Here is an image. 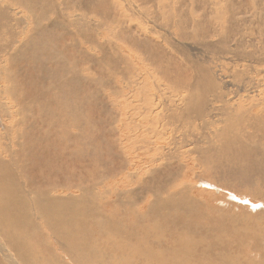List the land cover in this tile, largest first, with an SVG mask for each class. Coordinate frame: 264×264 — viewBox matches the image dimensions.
<instances>
[{"label": "rangeland", "instance_id": "obj_1", "mask_svg": "<svg viewBox=\"0 0 264 264\" xmlns=\"http://www.w3.org/2000/svg\"><path fill=\"white\" fill-rule=\"evenodd\" d=\"M60 1L0 0V244L20 241V264H264V108L243 146L166 118L189 67L234 103L264 89V0Z\"/></svg>", "mask_w": 264, "mask_h": 264}, {"label": "bare ground", "instance_id": "obj_2", "mask_svg": "<svg viewBox=\"0 0 264 264\" xmlns=\"http://www.w3.org/2000/svg\"><path fill=\"white\" fill-rule=\"evenodd\" d=\"M16 1V0H15ZM26 1V0H25ZM32 1V0H31ZM41 1V0H40ZM53 1V0H52ZM62 1V0H61ZM61 1H60V3H61ZM66 1V0H65ZM77 1V0H76ZM84 1V0H83ZM259 1V0H258ZM43 2V1H42ZM45 2V1H44ZM55 2V1H54ZM58 2V1H57ZM64 2V1H63ZM105 2H107V1H105ZM27 3V2H26ZM32 3V2H31ZM38 3H41V2H38ZM48 3H50V1L48 2ZM74 3V2H73ZM73 3H72V5H73ZM76 3V2H75ZM116 3V2H115ZM28 4H30V3H28ZM37 4V3H36ZM36 4H35V6H34V4H33V7H36ZM46 4V5H45ZM53 4V3H52ZM67 4V3H66ZM69 4V3H68ZM68 4H67V6H68ZM102 3H98V5H101ZM104 4V3H103ZM131 4V3H130ZM248 4V3H247ZM50 5H51V3H50ZM115 6H117L116 4H114ZM113 5V6H114ZM128 5V4H127ZM26 6V5H25ZM29 6H31V5H29ZM40 5H38V7H39ZM41 6H45V7H43V9L45 10V8H46V6H47V3H44V5H41ZM74 6V8H75V5H73ZM105 6V5H104ZM106 6H108V5H106ZM115 6H114V8H115ZM49 7V6H48ZM71 7V6H70ZM78 7V6H77ZM101 7V6H100ZM133 7V6H132ZM10 8V7H9ZM24 8V7H23ZM42 8V7H41ZM82 8V7H81ZM108 8V7H107ZM11 9V8H10ZM29 9V8H28ZM36 9H37V7H36ZM43 9L42 10H40L41 12L43 11ZM98 9V8H97ZM100 9V8H99ZM110 9V8H109ZM113 9V8H112ZM127 9V8H126ZM133 9V8H132ZM7 10V9H6ZM38 10V9H37ZM59 10V9H58ZM27 12H28V10H26ZM31 11V10H30ZM33 11V10H32ZM31 11V12H32ZM107 11V10H106ZM116 11V10H115ZM217 11V10H216ZM1 10H0V15H1ZM52 12H53V10H52ZM54 12H55V10H54ZM53 12V13H54ZM94 12V11H93ZM108 12V11H107ZM110 12V11H109ZM136 12V11H135ZM40 13V12H39ZM66 13V12H65ZM92 13V12H91ZM105 13V12H104ZM41 14V13H40ZM100 14V13H99ZM107 14V13H106ZM230 14V13H229ZM255 14V13H254ZM31 15H33V14H31ZM66 15V14H65ZM107 15H109V14H107ZM11 16V15H10ZM74 16H75V14H74ZM2 17H3V15H2ZM34 17H36V16H34ZM9 18V17H8ZM262 18V17H261ZM77 19V18H76ZM75 19V20H76ZM8 20V19H7ZM71 20V19H70ZM238 20V19H237ZM33 21H34V19H33ZM72 22V21H71ZM29 23V22H28ZM72 23H74V22H72ZM2 24H3V21H2ZM81 24V23H80ZM228 24H229V22H228ZM22 26V25H21ZM24 26V25H23ZM37 26V25H36ZM229 26V25H228ZM38 27H40V26H38ZM76 27V26H75ZM186 27V26H185ZM40 28H42V27H40ZM39 28V29H40ZM44 28V27H43ZM231 28V27H230ZM80 29V28H79ZM42 30H44V29H42ZM50 30V29H49ZM38 31V30H37ZM2 32V31H1ZM40 32H41V30H40ZM169 32V31H168ZM80 33V32H79ZM220 33V32H219ZM170 34V33H169ZM23 36V35H22ZM97 37H95V39H96ZM27 39H29V38H27ZM98 41H99V39H98ZM236 41V40H235ZM28 42H29V40H28ZM250 42H251V40H250ZM87 43V42H86ZM171 43V42H170ZM253 43V42H252ZM184 44V43H183ZM195 44V43H194ZM249 45V44H248ZM21 46V45H20ZM22 46H23V44H22ZM181 46V45H180ZM194 46V45H193ZM193 46H191V47H193ZM227 46V45H226ZM244 46V45H243ZM20 48V47H19ZM23 48V47H22ZM81 48V47H80ZM177 48V47H176ZM180 48L181 47H179V50H180ZM190 48V47H189ZM192 48H190V50H191ZM197 49V48H196ZM227 49V48H226ZM21 50V49H20ZM178 50V49H177ZM138 51V50H137ZM140 51V50H139ZM181 51V50H180ZM180 51H179V53H180ZM21 52V51H20ZM152 52V51H151ZM223 52V51H222ZM221 51H220V53H222ZM245 52H248V51H245ZM251 52V51H250ZM153 53V52H152ZM170 53V52H169ZM203 53V52H202ZM201 53V54H202ZM217 53V52H216ZM229 53V52H228ZM187 54V53H186ZM196 54H199V52L198 53H196ZM251 54V53H250ZM13 55V54H12ZM185 55V54H184ZM183 55V56H184ZM192 55H194L193 53H192ZM205 55V54H204ZM210 55H211V53H210ZM216 55L217 54H215V57H216ZM59 56V55H58ZM187 56V55H186ZM201 56V55H200ZM227 56V55H226ZM10 57V56H9ZM60 57V56H59ZM168 57H169V55H168ZM182 57V56H181ZM188 57V56H187ZM187 57H185V58H187ZM210 57V56H209ZM214 57V56H213ZM214 57V58H215ZM230 57V56H229ZM166 59H167V57H165ZM171 58V57H170ZM205 58V57H204ZM212 58V57H211ZM221 58V57H220ZM236 58V57H235ZM239 58V57H238ZM238 58H236L237 60H238ZM241 58V57H240ZM260 58V57H259ZM172 59V58H171ZM191 59V58H190ZM189 59V60H190ZM202 59V58H201ZM207 59V58H206ZM216 59V58H215ZM217 59H218V57H217ZM235 59V60H236ZM1 60H3V59H1ZM195 60V59H194ZM193 60V61H194ZM211 60V59H210ZM224 61H225V58L223 59ZM245 60V59H244ZM173 61V60H172ZM175 61V60H174ZM181 61V60H180ZM213 61V60H212ZM211 61V62H212ZM218 61V60H217ZM220 62H221V60H219ZM197 62V61H196ZM200 63H203L202 61H199ZM227 62V61H226ZM231 62V61H230ZM234 62V61H233ZM29 63H31V62H29ZM54 63V62H53ZM131 63V62H130ZM191 63V62H190ZM224 63V62H223ZM229 63V62H228ZM232 63V62H231ZM241 63H243V60H242V62ZM208 64V63H207ZM217 64V63H216ZM219 64V63H218ZM234 64V63H233ZM236 64H238L237 62H236ZM186 65V64H185ZM209 65H210V63H209ZM223 65V64H222ZM166 66V65H165ZM201 66H203V65H201ZM211 66V65H210ZM224 66V65H223ZM230 66V65H229ZM228 66V67H229ZM232 66V65H231ZM241 66V65H240ZM169 67V66H168ZM172 67V66H171ZM205 67H208L207 65L205 66ZM204 67V68H205ZM227 67V66H226ZM226 67H223V68H226ZM235 67V66H234ZM174 68V67H173ZM179 68V67H178ZM201 68H203V67H201ZM231 68V67H230ZM240 68V67H239ZM167 69V68H166ZM209 69H211V68H209ZM245 69H247L246 68V66H243L241 69H239V70H233V72H235V76L237 77V78H242V77H244V75H245ZM249 69V68H248ZM247 69V70H248ZM254 69V68H253ZM226 70V69H225ZM249 70H252L251 68L249 69ZM157 71V70H156ZM167 71V70H166ZM169 71H171V69L169 70ZM178 71V70H177ZM199 71H201V70H199ZM259 71V70H258ZM180 72V71H179ZM252 72H253V70H252ZM132 73V72H131ZM159 73V72H158ZM182 73H183V71H182ZM203 73V72H202ZM201 73V74H202ZM230 73H232V70L230 71ZM229 73V76L231 75ZM221 74V73H220ZM232 74V75H233ZM185 77H183L184 79H185V81H184V83L185 84H183V88L185 89V92L183 93V95H182V97H181V102H182V106H180L181 104H179V105H177V108H169L170 110L169 111H167V112H169V114H166V118L168 119L169 118V120H171V122H174V121H182V122H188V121H190V120H194V119H199V118H201V120H211V121H209L208 122V125L207 126H205V127H203L204 129L205 128H209L210 126H213V129H215L216 130V132H213V134H218V135H222V136H220V138H221V145L222 146H227V145H229L230 143H236V146H237V144L239 143L240 144V146H243L242 144H244V143H242L240 140H242L241 138H239L237 135H238V133H236V131H235V128L238 126V127H240L239 126V123L240 122H242V119L244 118V116H246V118L248 117V116H250L251 115V113H253V116L254 117H257V116H261V115H263V108H264V99L263 100H261L262 98V96H261V93L259 92V91H261V92H263L264 93V89H262V87H261V85L263 84L261 81H257L254 85H253V87H254V90H256L257 91V93H250V92H253L254 90H252V89H249L248 91H245L244 89V91L246 92V94H244V92H240V91H236V93H235V95H241L242 96V98L240 99L241 101H238V103H234V101H233V99H235V98H231L229 95H231L232 96V94H233V92H232V94H229L228 96L229 97H227V95H226V92H225V89H226V87L223 85V83H224V81H222V82H217V81H215L214 79H212L211 81H210V79H207L205 82L203 81V80H200L201 78H200V75L193 69V67H189L186 71H185ZM224 75V74H223ZM226 75V74H225ZM227 75H228V73H227ZM249 75V74H248ZM1 76V75H0ZM177 76H178V72H177ZM183 76V75H182ZM181 76V77H182ZM207 76V75H206ZM246 76V75H245ZM216 77V76H215ZM223 77V76H222ZM225 77V76H224ZM233 77V76H232ZM249 77V76H248ZM174 79H175V76H174ZM184 79H182V80H184ZM205 79V78H204ZM248 79V78H247ZM246 79V80H247ZM249 79H250V77H249ZM248 79V80H249ZM181 80V81H182ZM225 80H227L226 78H225ZM237 80V79H236ZM235 80V81H236ZM248 80H247V82H248ZM176 81H177V79H176ZM199 81H201V82H199ZM221 81V80H220ZM245 81V80H244ZM172 82H174V81H172ZM178 82H179V80H178ZM178 82H176V83H178ZM231 82V81H230ZM241 82H243L242 80L239 82V83H241ZM7 83V82H6ZM180 83V82H179ZM182 83V82H181ZM187 83V84H186ZM172 85V84H171ZM177 85V84H176ZM261 87V89H258V87ZM176 87V86H175ZM250 87V86H249ZM252 87V88H253ZM230 87H228V89H229ZM182 89V88H181ZM240 89V88H239ZM247 89V88H246ZM228 91H230V90H228ZM211 93H213V94H215L216 95V97H215V99L216 100H218V101H220V103L219 104H217V105H214L213 103L210 105V103H209V100L208 101H204L205 99H206V97L205 96H207V95H210ZM156 95V94H155ZM234 95V94H233ZM234 95V96H235ZM59 96V95H58ZM209 97V96H208ZM207 97V98H208ZM238 97V96H237ZM53 98V97H52ZM60 98V97H59ZM174 98V97H173ZM205 98V99H204ZM253 98H255V99H259V101H256V102H252V100H254ZM161 99V98H160ZM209 99V98H208ZM237 99V98H236ZM16 100V99H15ZM41 100V99H40ZM178 100V99H177ZM8 101V100H7ZM7 101H5V103L7 102ZM45 101V100H44ZM174 101V100H173ZM176 101V100H175ZM210 101H211V99H210ZM9 102V101H8ZM63 102V101H62ZM180 102V101H179ZM13 103V102H12ZM19 103V102H18ZM42 103V102H41ZM61 103V102H60ZM149 103V102H148ZM174 103V102H173ZM208 103V104H207ZM11 104V103H10ZM14 104V103H13ZM12 104V105H13ZM178 104V103H177ZM204 104H207V105H204ZM15 105V104H14ZM51 105V104H50ZM202 105H204L203 107H202ZM239 105H243V107L245 108V110H246V113H244V109H243V107H242V111H241V113H244V114H240V116H236V117H234L232 114H234V113H238L239 111H240V109H239ZM37 106H39L40 107V105H37ZM151 106V105H150ZM155 106V105H154ZM154 106H152L153 108H155ZM12 107H14V106H12ZM17 107V106H16ZM41 107H42V105H41ZM44 107V106H43ZM146 107V106H145ZM201 107H202V109H201ZM6 108V107H5ZM10 108V107H9ZM8 108V109H9ZM23 108H25V107H23ZM36 108V107H35ZM38 108V107H37ZM36 108V109H37ZM149 108V107H148ZM159 108V107H158ZM203 108L205 109V111H206V109H209V110H207V111H209V113L208 114H211V116H209V117H211V119H205V118H208L207 116L208 115H206L207 113L203 110ZM7 109V108H6ZM12 109V108H11ZM19 110H20V108H18ZM42 109V108H41ZM40 109V110H41ZM152 109V108H151ZM150 109V110H151ZM24 110V109H23ZM39 110V111H40ZM153 110V109H152ZM12 111V110H11ZM10 111V112H11ZM22 111V110H21ZM26 111V110H25ZM38 111V113H40ZM149 111V110H148ZM161 111V110H160ZM9 112V113H10ZM14 112H16V111H14ZM36 112V111H35ZM159 112V111H158ZM6 113V112H5ZM21 114H23L22 112H20ZM19 113V114H20ZM46 113V112H45ZM149 113V112H148ZM6 114H8V113H6ZM5 114V116H7ZM239 114V113H238ZM15 115H17V114H15ZM31 115V114H30ZM43 115H44V112H43ZM42 115V116H43ZM162 115V114H161ZM9 116V115H8ZM14 116V115H13ZM252 116V115H251ZM252 116V117H253ZM217 117V118H216ZM5 119V118H4ZM245 119V118H244ZM243 119V120H244ZM254 119H256V118H254ZM261 119V118H260ZM218 121V125H217V123L215 122V121ZM245 121H246V119H245ZM264 121V118H263V120H262V122ZM10 122V121H9ZM40 122V121H39ZM192 122V121H191ZM223 122H225V124H222ZM254 122V121H253ZM11 123V122H10ZM193 123V122H192ZM203 123H204V121H203ZM214 123H216V124H214ZM255 123H258V120L256 119V122ZM261 123V122H260ZM259 123V124H260ZM187 124V123H186ZM190 124V123H189ZM242 124H244L243 122H242ZM241 124V125H242ZM263 124V123H262ZM184 125V124H183ZM247 125V124H246ZM2 126V125H1ZM189 126V125H188ZM4 127H6L5 125H4ZM180 127V126H179ZM183 127V126H182ZM195 126H193V128H194ZM243 127H245V126H243ZM253 127V126H252ZM251 127V128H252ZM42 128V127H41ZM196 128V127H195ZM241 128V127H240ZM246 128V127H245ZM255 128V127H254ZM6 129V128H5ZM258 129H259V127H258ZM8 130V129H7ZM48 130V129H47ZM203 130V129H202ZM239 130H241V129H239ZM243 130H246V129H244L243 128ZM250 130V129H249ZM3 131H4V129H3ZM6 131V130H5ZM10 131V130H9ZM155 131V130H154ZM196 131V130H195ZM257 131V130H256ZM256 131H255V133H256ZM7 132V131H6ZM204 132H205V134L207 133L208 135H211V133H212V131L210 130V133L209 132H207L206 130H204ZM8 133V132H7ZM242 133H244V132H241V134ZM247 133V132H246ZM263 133V132H262ZM4 134H5V132H4ZM252 134H254V133H252ZM257 134L259 135V132H257ZM264 134V133H263ZM263 134H261V135H263ZM51 135V134H50ZM218 135H216L217 136V138H218ZM48 136V135H47ZM244 136V135H243ZM213 137H215V136H213ZM191 138V137H190ZM196 138V137H195ZM219 138V139H220ZM247 138V137H246ZM202 139V138H201ZM219 139H217V140H219ZM168 140V139H167ZM12 141V140H11ZM165 141V140H164ZM242 141H244V140H242ZM252 141V140H251ZM195 142H199V151L200 152H202V153H200L201 155H203V156H205V155H207L208 156V154L209 153H212L213 152V150H216L215 148H214V145H215V143H214V139H212V137L210 138V136H209V138H206L205 137V139L204 140H195ZM247 142V141H246ZM194 143V142H193ZM257 143V142H256ZM8 144V143H7ZM219 144V145H220ZM232 144H231V147H232ZM248 144V143H247ZM252 145V144H251ZM8 146V145H7ZM9 146H11L10 145V143H9ZM12 146H13V144H12ZM23 146V145H22ZM172 146V145H171ZM174 146V145H173ZM204 147V148H202L201 149V147ZM245 146V145H244ZM258 146V145H257ZM218 147V146H217ZM235 147V146H234ZM250 147V146H249ZM6 148V147H5ZM9 148V147H8ZM177 148V147H176ZM228 148V147H227ZM259 148V147H258ZM257 148V149H258ZM261 148V147H260ZM180 149V148H179ZM223 149V148H222ZM236 149V148H235ZM238 149H239V147H238ZM244 149V148H243ZM252 149V148H251ZM171 150V149H170ZM218 150V149H217ZM221 150V149H220ZM227 150V149H226ZM237 150V149H236ZM248 150V149H247ZM253 150H255V148L253 149ZM260 150V149H259ZM190 151H192V150H190ZM204 151H206V152H204ZM231 151V150H230ZM11 152H13L12 151V148H11ZM10 152V153H11ZM221 153H222V151H220ZM232 152V151H231ZM238 152H239V150H238ZM242 152V151H241ZM262 152V151H261ZM182 153V152H181ZM180 153V154H181ZM199 153V152H198ZM197 153V154H198ZM228 153V152H227ZM234 153V152H233ZM249 153H251V152H249ZM259 154V153H258ZM200 155V156H201ZM211 155V154H210ZM215 154H213V156H214ZM220 155V154H219ZM218 155V156H219ZM223 155V154H222ZM233 155V154H232ZM243 155V154H242ZM212 156V157H213ZM221 156V155H220ZM234 156V155H233ZM257 156V155H256ZM225 158H226V156H224ZM252 157V156H251ZM198 158V157H197ZM219 158V157H218ZM221 158H222V156H221ZM198 159H200V158H198ZM208 160L210 159V158H207ZM213 159L214 158H212V161H213ZM227 159V158H226ZM201 160V159H200ZM205 160V159H204ZM223 160V159H222ZM232 161H233V159H231ZM242 160V159H241ZM175 161V160H174ZM261 161V160H260ZM236 162V161H235ZM226 163V162H225ZM211 164H213V163H211ZM221 164H222V162H221ZM227 164V163H226ZM231 164V163H230ZM239 164V163H238ZM225 165V164H224ZM223 165V166H224ZM240 165H241V163H240ZM208 166V165H207ZM212 166V165H211ZM227 166V165H226ZM258 166V165H257ZM209 167H210V165H209ZM231 167V166H230ZM236 167H238V165L236 166ZM224 168V167H223ZM225 169V168H224ZM252 169V168H251ZM226 170V169H225ZM202 171V170H201ZM228 171V170H227ZM239 171V170H238ZM186 172V171H185ZM209 172V171H208ZM215 172V171H214ZM230 172V171H229ZM192 174V173H191ZM208 174V173H207ZM212 174V173H211ZM212 175H214V174H212ZM192 176V175H191ZM177 177V176H176ZM91 182V181H90ZM89 182V183H90ZM98 184V183H97ZM206 184V183H205ZM162 187V186H161ZM252 187V186H251ZM85 188V187H84ZM77 189V188H76ZM134 189H136V188H134ZM33 190V189H32ZM138 191V190H137ZM31 193V192H30ZM50 194H52L51 192H49ZM97 193V192H96ZM136 193V192H135ZM47 194V193H46ZM49 194V195H50ZM233 194V193H232ZM45 195V194H44ZM44 195H43V197H44ZM100 195V194H99ZM37 197H38V195H36ZM156 196H158V195H156ZM40 197V196H39ZM72 197V196H71ZM173 197V196H172ZM45 198V197H44ZM174 198V197H173ZM53 199V196H50V197H47V200L48 201H51ZM46 200V199H45ZM44 200V201H45ZM117 200V199H116ZM116 200H113V202L114 201H116ZM80 201V200H79ZM123 201V200H122ZM165 201V200H164ZM164 201H163V203H164ZM248 201V200H247ZM112 202V201H111ZM115 203V202H114ZM243 203V202H242ZM47 204V203H46ZM108 204V203H107ZM153 204V203H152ZM263 204H264V202H263ZM110 205V204H109ZM48 206V205H47ZM167 206V205H166ZM260 207V206H259ZM148 208L149 209H151L150 208V206L149 207H147V210H148ZM262 208V207H261ZM33 209V208H32ZM26 210V209H25ZM6 211H8V209L6 210ZM5 211V212H6ZM33 211H35V210H33ZM150 211V210H149ZM9 212V211H8ZM25 213H26V211H25ZM6 214H8L9 215V213H6ZM12 214V213H11ZM16 214V213H15ZM24 214V213H23ZM36 214V213H35ZM25 215V214H24ZM33 215H34V213H33ZM32 215V216H33ZM37 215V214H36ZM36 215H35V218H36ZM26 216V215H25ZM25 216H24V218H25ZM71 215H62V219H64V220H68L67 222H69L70 220L68 219L69 217H70ZM7 217V216H6ZM38 217V216H37ZM17 218V217H16ZM24 218H23V221H24ZM34 218V219H35ZM40 218H42V217H40ZM175 218V217H174ZM13 219V218H12ZM33 219V220H34ZM38 219V218H37ZM16 220V219H15ZM15 220L13 219V222H15ZM44 220V219H43ZM153 221V220H152ZM12 222V221H11ZM148 222V221H147ZM161 222V221H160ZM185 222V221H184ZM24 223V222H23ZM11 224V223H10ZM24 224H26V223H24ZM27 224H28V221H27ZM46 224V223H45ZM3 225H5V224H3ZM20 225V224H19ZM30 225V224H29ZM177 225V224H176ZM7 228H9V227H7ZM170 228V227H169ZM5 229V228H4ZM3 229V230H4ZM15 234H17V233H15ZM73 234V233H72ZM5 235H6V237L9 239V240H13V236H15V235H12V232L11 231H9V230H6L5 231ZM55 236V235H54ZM16 237V236H15ZM258 238V237H257ZM19 239V238H18ZM11 242V244H12V247H13V251H14V253L8 248H4L5 246L4 245H1L0 244V253H1V256H2V258L5 260V261H7V264H20L19 262L23 259V260H25L26 262L28 261V257L29 256H27V254L29 253L28 252V250H26V249H23V248H19V245H20V241L19 242H15V240L14 241H10ZM19 243V244H18ZM58 243V242H57ZM5 244V243H4ZM264 245V244H263ZM22 246V245H21ZM20 246V247H21ZM8 247V246H7ZM161 248V247H160ZM19 249H23L22 250V252L24 251V255L22 254V252H20V257H21V260L20 261H17L18 260V257L19 256H17V258L15 257V252H17V254H18V252H19ZM32 250V249H31ZM6 251H7V253H6ZM21 251V250H20ZM94 252V251H93ZM34 253V252H33ZM92 253V252H91ZM19 255V254H18ZM25 255H26V257H25ZM36 255V254H35ZM37 257V256H36ZM35 257V259H38V258H36ZM31 258H32V254H31ZM50 258V257H49ZM58 259V258H57ZM29 260H31V259H29ZM40 260V259H39ZM32 261H34V257H33V260ZM36 261V260H35ZM34 261V262H35ZM40 261H38V263H39ZM31 263V262H30ZM24 264H26V263H24ZM33 264H35V263H33ZM40 264V263H39Z\"/></svg>", "mask_w": 264, "mask_h": 264}]
</instances>
